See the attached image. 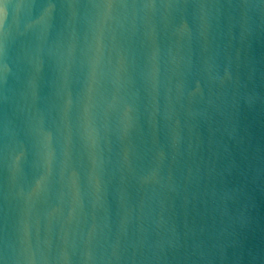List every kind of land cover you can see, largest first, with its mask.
I'll list each match as a JSON object with an SVG mask.
<instances>
[{"label":"clouds","instance_id":"clouds-1","mask_svg":"<svg viewBox=\"0 0 264 264\" xmlns=\"http://www.w3.org/2000/svg\"><path fill=\"white\" fill-rule=\"evenodd\" d=\"M213 7L187 0H0V101L7 105L0 115V196L15 213L11 223L6 213L0 229V264L166 260L165 249L176 243L167 194L188 178L181 171L188 120L199 114L191 101L203 80H223L208 77L207 59L199 66L193 59ZM10 8L25 9V18L9 23ZM142 117L153 130L157 117L165 122V143L138 148ZM109 185L122 210L116 219L106 203ZM39 202L65 210L55 232L34 227L33 218L52 212L38 211Z\"/></svg>","mask_w":264,"mask_h":264},{"label":"water","instance_id":"water-1","mask_svg":"<svg viewBox=\"0 0 264 264\" xmlns=\"http://www.w3.org/2000/svg\"><path fill=\"white\" fill-rule=\"evenodd\" d=\"M187 2L214 6L211 27L194 46L193 59L197 66L207 59L208 77L218 74L223 80H203L202 93L191 101L199 114L188 120L189 146L181 164L188 178L179 191L167 194L176 243L165 249L162 264H264V0ZM6 3L26 5L35 0ZM25 12L10 8L7 21H22ZM47 90L45 85L43 92ZM6 110L0 101V115ZM180 115L184 119L183 109ZM157 121L153 130L141 118L138 148L166 142L165 122L159 117ZM4 179L0 171V186ZM129 194L133 201L139 199L134 187ZM106 203L109 214L118 218L122 210L111 185ZM48 208L52 212L47 219L32 220L41 233L46 228L55 232L64 218L63 208L37 204L40 212ZM6 213L11 223L15 213L0 196V229ZM137 227L135 221L129 225L130 236L136 235ZM9 236L14 238L11 231Z\"/></svg>","mask_w":264,"mask_h":264}]
</instances>
